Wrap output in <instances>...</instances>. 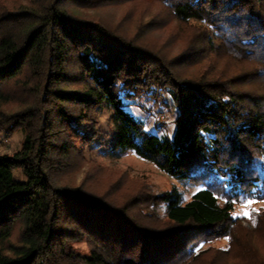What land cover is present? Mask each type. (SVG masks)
Instances as JSON below:
<instances>
[{"label": "trees", "instance_id": "16d2710c", "mask_svg": "<svg viewBox=\"0 0 264 264\" xmlns=\"http://www.w3.org/2000/svg\"><path fill=\"white\" fill-rule=\"evenodd\" d=\"M151 101L171 134L133 112ZM0 132L24 134L0 154V264H264V211L234 215L264 201V0H0ZM104 135L200 190L104 173Z\"/></svg>", "mask_w": 264, "mask_h": 264}, {"label": "rangeland", "instance_id": "374dc122", "mask_svg": "<svg viewBox=\"0 0 264 264\" xmlns=\"http://www.w3.org/2000/svg\"><path fill=\"white\" fill-rule=\"evenodd\" d=\"M143 6L144 4H139L140 8H143ZM152 8L149 12V15L145 17L146 19H149L150 15H154L156 13L160 14L163 12V9L161 7L152 6ZM124 12L125 9H122L118 11L116 15L120 16ZM89 13H93V12H89ZM108 13L112 15V11L111 12L109 11ZM160 15L163 17H167V12H163ZM177 29H178L177 23H172L171 25L172 32L173 31L177 32ZM5 108L16 110L15 105L6 106ZM145 108L146 109L148 108V110L144 111V110H140V108L134 107L133 112L138 116L140 115L144 120L150 121L148 126L149 130L160 132L161 134L172 133L173 128L170 124V121L174 117L175 113L157 107L156 105L153 104L152 101L149 103V106H145ZM111 125L112 124L110 121L109 113L103 111L101 115V128L103 129L104 133H106L107 135L111 133L112 130ZM23 139H24L23 133L8 135L3 132H0V154H13L14 152L18 151L21 147ZM108 141H109V137L104 135L103 140L99 146L86 148V152H87V156L89 157V160L92 161V163L93 162L100 163L102 165V169L104 170V173H112V174L124 173L130 185L136 186L135 183H142L144 185H147L149 189L156 194L165 193L177 189L178 191L183 193L185 200L187 202L190 201L192 197L195 195V193L200 190V187H197L196 185L181 184L176 179L163 173L152 163L137 157L133 153H127L123 155L121 158L113 157V155H111L106 149ZM91 166H92L91 163L86 164L82 168V170L77 172L73 180L69 178L70 181L67 182H69L72 185H79L82 182L85 173L91 170ZM120 175L122 174H119L118 176L110 175L107 176V178L112 177L117 180ZM105 180L107 181L108 179ZM254 211L255 212L264 211V201L251 202V203L247 202L246 204L240 205L235 211L234 215L242 219L243 224L247 229H251L252 228L251 213ZM245 212L249 213L248 217L244 216ZM159 213L160 216L163 218V213L161 210ZM17 237L18 234H16L11 239V242L16 243ZM229 242L230 241L228 239L214 240L212 242L202 244L199 251H204L209 247H213L221 250H227L229 248V244H230ZM75 247L82 252L88 251L85 244H76Z\"/></svg>", "mask_w": 264, "mask_h": 264}, {"label": "snow or ice", "instance_id": "6c2138e0", "mask_svg": "<svg viewBox=\"0 0 264 264\" xmlns=\"http://www.w3.org/2000/svg\"><path fill=\"white\" fill-rule=\"evenodd\" d=\"M249 203H251V201H249ZM244 216H245V217H248V216H249V213H248V212H245V213H244Z\"/></svg>", "mask_w": 264, "mask_h": 264}]
</instances>
